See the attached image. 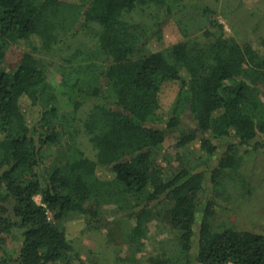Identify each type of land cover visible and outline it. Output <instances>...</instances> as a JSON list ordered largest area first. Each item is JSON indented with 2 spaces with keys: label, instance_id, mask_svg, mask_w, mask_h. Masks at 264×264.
<instances>
[{
  "label": "trees",
  "instance_id": "obj_1",
  "mask_svg": "<svg viewBox=\"0 0 264 264\" xmlns=\"http://www.w3.org/2000/svg\"><path fill=\"white\" fill-rule=\"evenodd\" d=\"M188 1L0 0V264H101L68 237L75 214L124 230L136 253L170 233L172 251L141 264H264V233L211 218L237 153L264 148V50L204 6L201 34L180 20L183 40L144 53ZM169 81L180 88L167 110Z\"/></svg>",
  "mask_w": 264,
  "mask_h": 264
},
{
  "label": "rangeland",
  "instance_id": "obj_2",
  "mask_svg": "<svg viewBox=\"0 0 264 264\" xmlns=\"http://www.w3.org/2000/svg\"><path fill=\"white\" fill-rule=\"evenodd\" d=\"M204 6L214 10L213 16L224 25L228 33L236 36L241 42H252L259 50H264V0H201V2L189 0L186 7L168 21L162 38L152 35L147 39L143 52L159 50L183 40L185 36L177 23L180 20L188 27L190 36L201 34V28L208 21L199 8ZM187 15L190 20L187 19ZM131 17L135 21H141L140 15L136 13ZM22 52L21 47L11 46L5 61L1 63V68L14 71L20 62ZM58 77V73H54L53 80L57 81ZM179 88L178 81H169L163 86L161 102L165 109H170ZM88 106L86 104L83 107L82 114H85ZM80 140L83 141L86 153L94 156L95 150L87 135L81 134ZM220 153L215 157L213 165L217 164ZM237 154L238 168L223 180L222 194L217 198L213 208L211 217L213 228L221 230L234 227L264 233V148L253 150L245 147ZM179 168V164L171 165V170ZM36 200L40 202L41 196L37 195ZM64 225L75 249L89 261L101 264H141L142 260L154 251L170 253L174 248V240H171L173 237L168 233L164 238L158 236L148 240L142 251L136 253V249L130 247L123 236L124 230L117 228L110 236L106 229H88L85 219L80 214L67 218ZM14 233L15 236L9 240L8 246L16 251L22 237L20 231Z\"/></svg>",
  "mask_w": 264,
  "mask_h": 264
}]
</instances>
